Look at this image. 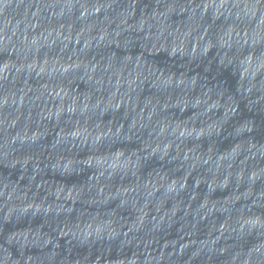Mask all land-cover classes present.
Returning <instances> with one entry per match:
<instances>
[{"label": "water", "instance_id": "95a60500", "mask_svg": "<svg viewBox=\"0 0 264 264\" xmlns=\"http://www.w3.org/2000/svg\"><path fill=\"white\" fill-rule=\"evenodd\" d=\"M0 264H264V0H0Z\"/></svg>", "mask_w": 264, "mask_h": 264}]
</instances>
